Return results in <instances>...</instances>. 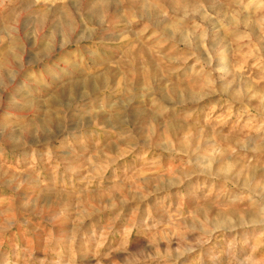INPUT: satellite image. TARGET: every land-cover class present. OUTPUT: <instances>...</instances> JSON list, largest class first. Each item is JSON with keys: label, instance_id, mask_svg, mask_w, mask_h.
<instances>
[{"label": "rangeland", "instance_id": "rangeland-1", "mask_svg": "<svg viewBox=\"0 0 264 264\" xmlns=\"http://www.w3.org/2000/svg\"><path fill=\"white\" fill-rule=\"evenodd\" d=\"M0 264H264V0H0Z\"/></svg>", "mask_w": 264, "mask_h": 264}, {"label": "bare ground", "instance_id": "bare-ground-1", "mask_svg": "<svg viewBox=\"0 0 264 264\" xmlns=\"http://www.w3.org/2000/svg\"><path fill=\"white\" fill-rule=\"evenodd\" d=\"M91 17H92V16H91ZM56 101H59V99H58V100H57V99H55V102H56Z\"/></svg>", "mask_w": 264, "mask_h": 264}]
</instances>
